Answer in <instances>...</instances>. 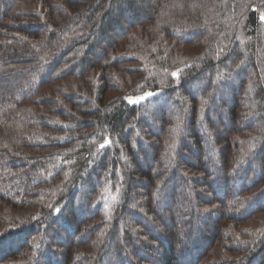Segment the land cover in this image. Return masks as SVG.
Wrapping results in <instances>:
<instances>
[{"label": "trees", "instance_id": "obj_1", "mask_svg": "<svg viewBox=\"0 0 264 264\" xmlns=\"http://www.w3.org/2000/svg\"><path fill=\"white\" fill-rule=\"evenodd\" d=\"M262 16L0 0V264H264Z\"/></svg>", "mask_w": 264, "mask_h": 264}, {"label": "snow or ice", "instance_id": "obj_2", "mask_svg": "<svg viewBox=\"0 0 264 264\" xmlns=\"http://www.w3.org/2000/svg\"><path fill=\"white\" fill-rule=\"evenodd\" d=\"M261 19H264V16H262ZM178 74H179L178 72H174V73H172V75H173L174 77H177ZM151 95H154V93H146L144 96H141V97H139L138 99H135V100L129 98V103H132V104L140 103L141 101L145 100L148 96H151ZM179 129H180V118L177 117L176 127H174V128L172 129V131H173V132H179ZM107 143H110V141L106 139V140H105V144H107ZM104 146H105V145H101L100 147L103 148ZM116 191H117V194L111 197V199H112V201H113L114 203H115V202H118V197H119V189H117ZM57 211H59V210H57ZM2 238H3V234L0 233V239H2Z\"/></svg>", "mask_w": 264, "mask_h": 264}, {"label": "rangeland", "instance_id": "obj_3", "mask_svg": "<svg viewBox=\"0 0 264 264\" xmlns=\"http://www.w3.org/2000/svg\"><path fill=\"white\" fill-rule=\"evenodd\" d=\"M233 87H234V85H233ZM226 98V97H225ZM214 110H216L215 108H214ZM218 111V110H217ZM177 184H181V181L180 180H178L177 181ZM136 185V184H135ZM181 188L183 189V190H181V195H180V193L179 194H177V195H179V197L181 196V197H183V194H186L184 197H186L187 195H188V193L186 192V191H184V187H182L181 186ZM183 193V194H182ZM188 197V196H187ZM134 220H137V218H134ZM138 220H139V218H138ZM135 222V221H134ZM199 226V225H198ZM111 260H112V262H111ZM114 260V261H113ZM104 262H105V264H108V263H110L111 262V264H117V262L115 261V259H113V258H110V256L109 255H106L105 256V260H104Z\"/></svg>", "mask_w": 264, "mask_h": 264}]
</instances>
